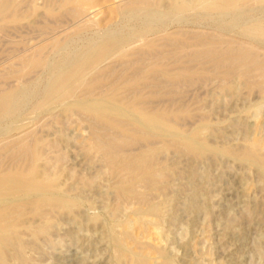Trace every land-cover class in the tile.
Wrapping results in <instances>:
<instances>
[{"label": "rangeland", "instance_id": "rangeland-1", "mask_svg": "<svg viewBox=\"0 0 264 264\" xmlns=\"http://www.w3.org/2000/svg\"><path fill=\"white\" fill-rule=\"evenodd\" d=\"M4 5L0 98L15 94L0 113V215L16 209L22 242L0 264H264V71L217 55L242 45L264 61V0ZM122 35L75 94L50 97ZM140 155L152 173L129 182L120 160Z\"/></svg>", "mask_w": 264, "mask_h": 264}, {"label": "bare ground", "instance_id": "bare-ground-1", "mask_svg": "<svg viewBox=\"0 0 264 264\" xmlns=\"http://www.w3.org/2000/svg\"><path fill=\"white\" fill-rule=\"evenodd\" d=\"M63 1L66 2V3H73V4H77V5L83 3V5H84L85 3H87L88 0H63ZM9 2H10V0H5V5H4L5 8L9 7ZM146 2H150V0H146ZM225 5H227V4L225 3ZM78 9H80V8H78ZM78 20H80V19H78ZM85 23L86 22H84V20H83V25ZM90 24H93V23H90ZM77 26H79V25L77 24ZM131 33H132V31H131ZM128 44H129L128 40L124 39V37L122 35V36H117V37H115L113 39H110V40H108L106 43H104L102 45L95 46L94 49L87 54V56L83 59L82 62H80L79 64H77L74 67H71L70 69H68L67 71L63 72L62 74L56 76V78H55L54 82L51 84V87H50V90H49L50 97H53V96L59 95V94H64V95L65 94L66 95L72 94V92L77 88L76 86L79 85V81L78 80L84 74L83 73L84 70L89 65H91L93 63H97V62L99 63V62L107 60L108 57H110V55L113 52H115L116 50L120 49L121 47L127 46ZM148 49H150V46L148 47ZM250 50L251 49H246L245 47H243L241 45L238 48H236L235 50H233V49L226 50L222 54H217V55H220V57H221V61L220 62L221 63L227 64V65H234V64L237 63V65H238V63L241 62V63H244L247 68H249V66L257 65L259 69L264 71V61L259 60L255 56L256 54H254L252 52L253 50L252 51H250ZM150 51H151V49H150ZM216 53H217V51L215 49H213L211 47H207V48L205 47V48H202V51L200 52V55H205V56H213V55H215L216 56ZM39 62L40 61L37 60V59H31L30 60V63L33 66L39 65L40 64ZM59 63H61V62H59ZM109 71H107V72H109ZM143 73L145 75H147L146 77H149V73H151L152 76L163 75V74L167 73V70L162 69V68H160V69H150L148 71L147 70L143 71L142 74ZM112 74L113 73H111V75ZM180 74H182V72ZM145 75H144V77H145ZM177 76L181 77V75H177ZM108 86H109V89H111V84L108 85ZM82 88L85 89L86 87L84 88L82 86ZM14 94L13 93H9V94L3 95L0 98V113L4 112L6 110L8 111V109L12 108V100L14 98ZM74 94H75V91H74ZM60 96H63V95H60ZM49 98H46V99H49ZM99 117H100V115H99ZM146 118H148V117H146ZM103 151L108 155V159H109L110 165L112 167H115V165L118 164L117 163L118 162L117 159L119 157V156L117 157V153H116V150H115V145L113 143H109L108 142L107 145H105V147L103 148ZM125 158L126 157H124V159H121L120 162L121 161L122 162L125 161L124 163H125V165L127 166L128 170H129L128 177H127L129 182L130 181L135 182L137 180H141L140 178H142V177H149L150 174L152 173V167H150L149 161L147 160L146 156L140 155L138 157L131 158L128 161L126 160L127 158L126 159ZM19 184L20 183L17 182L16 186L20 187ZM2 186L3 185H2L1 180H0V187H2ZM22 189H23V187H22ZM128 189H126V190H128ZM14 214H16V209L15 208L11 212H7L5 214L0 215V261H2L4 259L5 249L8 248V247H13L14 251H15V256H17L19 258L21 257V251H20L21 249L20 248H21V242L22 241L20 242L18 239L14 238V235H11L12 232H13V229L15 227L14 224L12 223L13 221L11 219V218H13ZM14 217H15V215H14Z\"/></svg>", "mask_w": 264, "mask_h": 264}]
</instances>
